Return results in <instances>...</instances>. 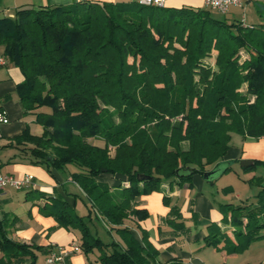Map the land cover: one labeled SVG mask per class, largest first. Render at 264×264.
<instances>
[{"label":"trees","instance_id":"16d2710c","mask_svg":"<svg viewBox=\"0 0 264 264\" xmlns=\"http://www.w3.org/2000/svg\"><path fill=\"white\" fill-rule=\"evenodd\" d=\"M0 48L23 77L16 86L23 114L34 113L42 128L41 135L26 129L14 145H30L29 162L50 174L74 166L71 179L109 226L144 220L145 211L131 208L134 199L163 182L204 175L226 155L233 134L264 137V24L219 21L200 8L82 1L0 18ZM103 175L117 185L98 181ZM50 199L49 214L79 230L81 250L96 248L100 264H159L128 228L116 229L124 247L103 244L73 206ZM237 210L230 208L235 227L256 222ZM218 236H207L208 245ZM0 249L32 259V249L46 251L6 238Z\"/></svg>","mask_w":264,"mask_h":264},{"label":"crops","instance_id":"0c3cea01","mask_svg":"<svg viewBox=\"0 0 264 264\" xmlns=\"http://www.w3.org/2000/svg\"><path fill=\"white\" fill-rule=\"evenodd\" d=\"M82 1L130 3L136 0H0V5L9 7L12 11L9 16L13 17L19 8L66 6ZM200 1L168 0L165 6L196 8L193 6L201 4ZM22 80L20 71L14 66H0V112L8 119V123L0 124V173L14 179L33 177L28 187L20 190L7 187L0 193V242L6 238L17 244L43 247L46 251L32 249L35 256L32 259L30 255L6 254L0 249V264H100L99 251L86 255L81 250L79 230L60 225L48 210L50 198L65 200L73 206L74 212L78 207L76 201L80 199L86 209L83 215L75 214L79 217L96 215L83 190L71 179V174L78 170L67 165L64 168L71 166L72 169L66 174L63 170H53L50 174L44 165L29 162L26 149L30 145H14L12 139L22 135L26 129L31 135L42 133L41 126L35 121L36 115L23 114L16 93V86ZM243 160L264 163V137L243 140L233 134L226 155L217 165L205 167V173L217 167L230 171ZM222 175L206 180L203 175L194 174L187 182H163L158 191L138 196L131 202V208L145 211L147 217L144 220L127 219L119 227L107 225L102 218L100 221L110 233L128 228L142 246L156 251L159 264L173 261L184 264H259L264 260V224L262 221L250 222L247 228L233 225L230 219L232 206L222 195H226L227 190L215 185ZM98 181L109 186L117 185L109 175H103ZM245 224L243 220V226ZM217 233L219 236L212 240L216 244L208 245L206 237ZM116 243L124 247L121 238ZM73 245L78 246L80 252L63 262L47 263L50 253H57L59 248L70 249Z\"/></svg>","mask_w":264,"mask_h":264},{"label":"rangeland","instance_id":"374dc122","mask_svg":"<svg viewBox=\"0 0 264 264\" xmlns=\"http://www.w3.org/2000/svg\"><path fill=\"white\" fill-rule=\"evenodd\" d=\"M196 5L197 6L193 7L209 12L211 18L219 21L225 20L228 23L242 22L247 26L264 24V0H250L246 4H243L242 8L230 7L227 15H222L215 10L205 7L202 2L201 4L197 3ZM11 12L12 11L9 7L0 5V18L11 17L9 16ZM214 57L215 55H212L211 59L207 61L208 64L213 63ZM45 110L49 111V109ZM45 110L44 112H46ZM33 125H36V123ZM99 143L101 146L102 142H97V144ZM71 169L72 167L68 166L64 168L62 172L66 174L67 170L69 171ZM1 172L3 171L1 170ZM215 185L220 189L224 188L227 190V192L225 191L226 195L223 193L222 195L225 197L226 202L231 204V208H239L236 212H242L246 216L249 215L254 218L252 219L254 221L263 222L264 166L259 165L253 170L245 171L241 165H236L232 167L230 171L224 173L220 178H218L215 181ZM78 202H80L79 205ZM76 205L78 206L75 211L76 214L83 215L84 210L86 209L85 205L80 201V199H77ZM86 216L84 218L91 234L97 237L103 244L107 245L114 241L120 242L118 235L115 232L110 233L108 228H106V226L100 221V217L97 214H93L89 217ZM93 251L98 250L95 248Z\"/></svg>","mask_w":264,"mask_h":264},{"label":"built area","instance_id":"2783aa9c","mask_svg":"<svg viewBox=\"0 0 264 264\" xmlns=\"http://www.w3.org/2000/svg\"><path fill=\"white\" fill-rule=\"evenodd\" d=\"M168 0H136L139 5L142 6H153L158 8H163ZM244 1L250 0H202L205 7L219 12L222 15H227L229 13L230 7L242 8ZM256 1V0H252ZM6 62L4 58L0 56V66H5ZM8 123V119L3 112H0V124ZM33 177L28 175L22 179H14L12 176L0 173V193L4 191L7 187H12L15 190H20L22 188L31 185ZM80 252V248L73 245L70 249L59 248L57 253H50L47 258V263L63 262L64 259L68 258L74 253ZM259 264H264V260Z\"/></svg>","mask_w":264,"mask_h":264},{"label":"water","instance_id":"95a60500","mask_svg":"<svg viewBox=\"0 0 264 264\" xmlns=\"http://www.w3.org/2000/svg\"><path fill=\"white\" fill-rule=\"evenodd\" d=\"M240 165H241V167H249V166L253 165V162L243 160V161L240 162ZM224 170H225V168L217 167L216 169H214L211 172L204 173L203 177L206 180H211V179L217 178L218 176L222 175ZM114 179L118 180V181H120L122 183L126 182V176H124L122 174H115L114 175ZM147 179H150V177L144 176V175H138V180H140V181L147 180Z\"/></svg>","mask_w":264,"mask_h":264}]
</instances>
